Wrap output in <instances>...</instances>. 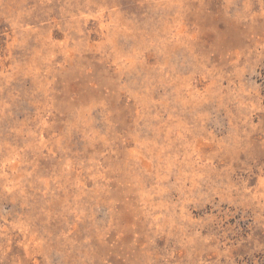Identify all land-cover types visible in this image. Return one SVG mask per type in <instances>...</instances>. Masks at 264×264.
Here are the masks:
<instances>
[{"label":"rangeland","instance_id":"rangeland-1","mask_svg":"<svg viewBox=\"0 0 264 264\" xmlns=\"http://www.w3.org/2000/svg\"><path fill=\"white\" fill-rule=\"evenodd\" d=\"M0 264H264V0H0Z\"/></svg>","mask_w":264,"mask_h":264}]
</instances>
